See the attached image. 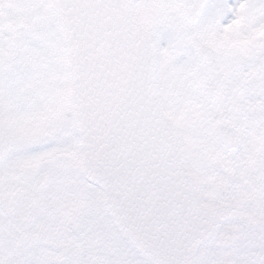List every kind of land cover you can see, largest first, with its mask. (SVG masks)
Wrapping results in <instances>:
<instances>
[{
    "label": "snow or ice",
    "instance_id": "1",
    "mask_svg": "<svg viewBox=\"0 0 264 264\" xmlns=\"http://www.w3.org/2000/svg\"><path fill=\"white\" fill-rule=\"evenodd\" d=\"M0 264H264V0H0Z\"/></svg>",
    "mask_w": 264,
    "mask_h": 264
}]
</instances>
